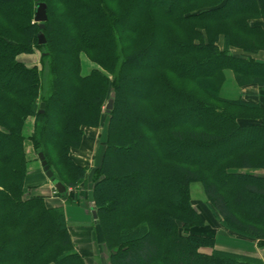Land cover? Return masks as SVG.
Instances as JSON below:
<instances>
[{"label":"trees","instance_id":"16d2710c","mask_svg":"<svg viewBox=\"0 0 264 264\" xmlns=\"http://www.w3.org/2000/svg\"><path fill=\"white\" fill-rule=\"evenodd\" d=\"M257 18L264 0H0V264H86L64 207L25 196L23 128L34 116L32 146L69 187L86 179L73 152L104 115L92 198L110 264H264L217 249L190 191L200 183L225 228L264 245V101L238 93L264 86V63L229 51L264 48ZM34 48L46 88L41 71L17 59ZM82 54L95 64L87 73Z\"/></svg>","mask_w":264,"mask_h":264},{"label":"rangeland","instance_id":"374dc122","mask_svg":"<svg viewBox=\"0 0 264 264\" xmlns=\"http://www.w3.org/2000/svg\"><path fill=\"white\" fill-rule=\"evenodd\" d=\"M231 48H239L235 46H230ZM229 47V48H230ZM242 50V48H239ZM243 51V50H242ZM41 51L38 48H34V51L31 53H21L17 56V59L23 62L28 67H34L36 66L42 74L43 84L45 85V88L48 85L49 78L47 75V68L43 66V61L41 59ZM93 67H95V64L89 60V58L82 54V68L83 73L89 72ZM230 73V72H229ZM227 73V83L229 81V75ZM233 74V73H232ZM234 76V75H233ZM232 76V77H233ZM234 87L237 88L235 85V82L232 80ZM227 87V86H226ZM228 91H234L232 88H226ZM233 94V92H229ZM34 123H35V117L29 116L26 121L23 128V134L26 137V140L24 142L25 144V151L27 158L29 160V170H28V184H35V182L38 180V172L37 170H42V165L40 163L39 157L37 152L34 150L32 146V142L30 141L29 137L33 132L34 129ZM108 124V117L106 115L103 116L102 123L99 127H84L86 132V136L89 135L90 131L89 129H97L98 133V140H97V146L95 148V152L93 154V160H85L84 164L82 166H85L87 169L86 179L84 182L79 183L77 185L69 186V192L68 196H70L74 201L67 202L66 206L69 208V224L74 226L76 229H83L86 232H90L97 238V241L95 243H90L91 247L90 249V255L89 257H84L86 264H110V252L107 249L102 234L99 231V228L96 226V223H94L92 218V207H94V202L92 198V187H93V181H92V173L93 170L99 165L100 158L103 152V144L102 141L105 138L106 129ZM75 153L73 152V155ZM81 155V154H80ZM75 158V156H73ZM80 160V158H78ZM78 159H74L77 162H79ZM254 172L258 173L261 172V170H254ZM47 179H49L47 177ZM24 189L26 190L25 196L29 195H35L33 193V188L27 187V185H24ZM191 191V197L193 200V204L195 208L201 213L203 219L205 220V225L200 229L201 233H206L207 235L214 236L216 240V248L224 251H231L241 254H247L249 256L259 257L260 256L261 249L260 247H264V245H260L259 241L256 239H251L242 235H239L237 233H234L227 228H225L221 222L220 219H217L212 214L211 210H209L208 206L206 205V196L203 191V187L200 183L195 182L191 184L190 187ZM78 202V203H75ZM47 203V201H46ZM48 205L50 206L49 202ZM73 209H76V211H72ZM89 210L90 213L86 212V210ZM72 214V215H71ZM76 216V217H74ZM80 218V219H77ZM95 226V228H94ZM93 227L91 230L90 228ZM181 232H188L181 228ZM96 240V239H95ZM206 252H210L211 248H204L203 249ZM263 260V259H262ZM264 261V260H263Z\"/></svg>","mask_w":264,"mask_h":264},{"label":"crops","instance_id":"0c3cea01","mask_svg":"<svg viewBox=\"0 0 264 264\" xmlns=\"http://www.w3.org/2000/svg\"><path fill=\"white\" fill-rule=\"evenodd\" d=\"M251 24L260 25L264 28V19H262V18L252 19ZM218 46L221 49L224 48L223 36L218 41ZM229 51L231 54H233L235 56H248V55H250L253 58H255L257 61L264 63V48L259 50L256 53H247V52L242 51L239 48H234V47H232V48L230 47ZM229 75H231V77H229V81L226 85L227 86L226 88H232L234 91H228L227 90V92H233V94H236L237 93L236 87H234L233 82H232V80L234 81V78H233L234 76L231 72L229 73ZM238 93L239 94L241 93L242 97L248 101H253V102L264 101V86H259L257 84L246 85V86L241 87L240 91H238ZM89 131H90V133L87 136H86L87 131H85V137H84V141H83L82 146L80 148L74 150L75 154L73 156H75V159L80 158V160L78 159L79 160L78 163L81 165L84 164L85 160H89V161L93 160L92 159L93 154H94L95 148L97 146V140H98L97 129H89ZM28 170H29V165H28ZM37 172H38V175H37L38 180L35 182V184H28L27 183V179L29 177L28 172H27L25 184L27 185V187L33 188L32 191L35 195H45L47 204L49 202L50 206L62 205L64 207L66 219H67L68 225H69V230L72 234L76 249L85 258L89 257L90 250H91L90 249L91 247H89V246H91L90 243H95V241H97V238L93 233V232H96L95 229L91 234L90 232L88 233L85 230L79 229V228L76 229L74 226L70 225L69 224V222H70L69 212H68L69 208L66 206L67 202H69L68 199L64 196L55 195L54 186H53L52 182L49 179H47V176L45 175L44 171H42V170L38 171L37 170ZM75 203H78V202L75 201ZM72 211H76V209H73ZM72 211L70 208L71 213H72ZM86 212L90 213V211L88 209L86 210ZM74 217H76V216H74ZM92 218H93V216H92ZM77 219H80V218H77ZM94 228H95V226H94ZM90 229L92 230L93 227H91ZM260 249H261V252L259 254L262 257V259L264 260V247H260Z\"/></svg>","mask_w":264,"mask_h":264},{"label":"water","instance_id":"95a60500","mask_svg":"<svg viewBox=\"0 0 264 264\" xmlns=\"http://www.w3.org/2000/svg\"><path fill=\"white\" fill-rule=\"evenodd\" d=\"M34 20L39 23V27H40V30H41V32L38 35V38H39L38 42L40 44H45L46 43V37H45V34L42 31L44 29V27H45V22L48 20L47 4L45 2L40 1V2L37 3L36 9H35ZM114 97H115V92L112 91L111 92V96H110V98H109V100L107 101V104H106V110L107 111H111L112 110ZM40 107H41L40 112L43 113L44 112V108H45V103L42 102ZM38 157L40 159L43 171L45 172L46 176L52 180V182L54 183L55 188L60 193H65V191H66L65 184L62 183L61 181L57 180L56 178H54V172L50 168V166H49V164L47 162V159L45 158L43 152H39L38 153ZM93 216H94V218L97 217L96 210H93Z\"/></svg>","mask_w":264,"mask_h":264}]
</instances>
